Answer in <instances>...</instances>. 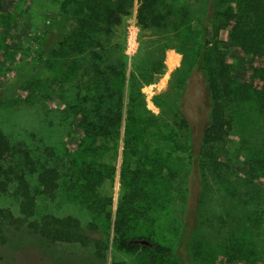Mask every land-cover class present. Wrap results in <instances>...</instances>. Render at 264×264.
I'll list each match as a JSON object with an SVG mask.
<instances>
[{
  "label": "trees",
  "instance_id": "obj_1",
  "mask_svg": "<svg viewBox=\"0 0 264 264\" xmlns=\"http://www.w3.org/2000/svg\"><path fill=\"white\" fill-rule=\"evenodd\" d=\"M207 1L204 12L197 18L192 16L188 7H182L177 16L179 22H176L171 33L167 28L173 20L169 19L170 10L164 0H140L137 11L140 31L166 33L156 40L146 36L145 46L138 54L136 64L142 68V72L149 73L147 76L138 73L143 82L150 84L163 73L164 53L172 38L186 42L189 41V31L196 32V40L189 53L182 52L184 63L175 75L181 89L178 97L175 100H166L161 95L154 97V102L160 107L168 106L174 110L172 118L168 120L146 108L140 82H131L124 97L120 88L124 80V72L120 68L123 64L117 68L115 63L105 59L107 39L113 25L120 22L118 10L123 8L122 4L112 7L105 0L58 1L57 14L51 27L54 32H65L70 27L62 36L64 41L58 42L57 48L48 50L45 43L38 46L24 76L15 77L7 85L18 86L43 59L59 51L62 46L74 52L67 68L75 81L71 90L64 92L63 101L73 112V127L77 130L74 149L83 159L79 168L65 176L59 166L45 159V155L52 156L51 146L44 147L43 154L22 142H14L0 128V195L10 196L18 208L17 213L8 207L0 208L1 244L10 243L11 231L22 230L51 245H93L95 254L103 256L104 241L94 238L86 230L93 232L100 229L102 220L111 215L112 198L99 193L105 175L98 159L107 150L109 142L118 140L122 121L124 190L117 203L113 224L116 249L127 254L149 251L180 264L179 249L185 242L186 250L188 247L193 259L198 258V252L192 249L198 244L195 232L202 223L200 209L208 176L215 179L216 193L227 194L231 198L229 202L218 200V206L222 209L225 207V211L217 209L216 214L208 218V223H214L217 228L218 225H228L229 221L236 225L248 223L254 228L264 226L263 124V134L257 143L241 151L243 172L238 174L234 170L237 174L235 183L229 182L228 174L231 172H227L221 160V150L247 104L264 121V0ZM9 2L0 0V27L9 20L1 13ZM220 27L226 29V43L242 50V54L235 58L239 66L245 64L246 55L259 57L261 64L254 65L253 59L249 58V68L239 77L240 68L232 67L225 51L217 44ZM178 43L183 46L181 42ZM85 76L96 83L91 95L81 94V79ZM193 76L201 78L209 101V119L197 143L192 136L191 124L182 111L187 81ZM31 84L29 81L20 86L28 91L26 97L30 102L33 101L34 88L38 87L36 83L33 87ZM52 85L55 84L49 82L46 88L51 89ZM61 86L63 79L58 82V87ZM48 93L41 97L48 98ZM161 127L167 128V131L163 132ZM179 138L183 140L182 149L186 152V172L181 177L176 168L169 167L170 164L161 157L157 147L159 140L168 141L173 143L171 148L175 151L180 147ZM130 158L134 159L135 167L128 162ZM164 168L169 172L165 173ZM178 177L180 187L174 182ZM197 178L199 189L195 194L194 180ZM179 192L181 219L172 227L177 242L171 246L163 240L159 241L164 235L157 234L154 227L158 222L157 217L165 211L164 207L169 208L165 212L172 214L173 200ZM194 194L195 202L189 208V198ZM57 195L63 198L55 209L40 213V202L50 200L54 203ZM63 202L74 205L78 210L77 215L57 214L63 209ZM82 216L91 219L83 224ZM168 227L171 226H165ZM168 232L171 233L170 230ZM142 239L149 244L141 243ZM239 251L240 248L232 250L234 254L227 257L229 262L236 259L235 253ZM112 264L121 263L114 261Z\"/></svg>",
  "mask_w": 264,
  "mask_h": 264
},
{
  "label": "rangeland",
  "instance_id": "obj_2",
  "mask_svg": "<svg viewBox=\"0 0 264 264\" xmlns=\"http://www.w3.org/2000/svg\"><path fill=\"white\" fill-rule=\"evenodd\" d=\"M59 0H10L9 6L5 7L1 13L8 17V22L0 27V128L5 131L14 142H22L31 149L38 152H44V147L51 146L52 156L47 157L46 161L52 165H57L60 172L68 176L73 170L79 168L83 157L74 149V139L77 136V130L73 127V112L70 111L63 101L64 92L71 90L74 75L68 71L74 52H69L68 48L63 46L56 53H52L43 59L41 64L35 70L29 72L25 79L16 87H10L7 83L15 77L24 76L25 70L29 69V63L35 54V49L45 43L46 50L57 48L58 42L64 41L63 34L59 30L54 32L51 27L52 20L57 14ZM112 7L121 5L123 8L119 12L120 22L114 24L110 36L107 39L105 59L115 63L118 68L122 63L124 72L122 94L124 97L128 94V86L131 82H140L141 92L144 94L146 108L155 115H161L168 120L172 118L174 110L168 106H159L154 102V97L161 95L166 100H175L181 89L176 83L175 75L183 66V51L189 53L190 47L196 40V32L188 30V40L183 41L179 38H172L168 48L164 53V71L158 75L156 80L150 84L143 82L138 73L145 76L149 73L142 72V68L136 65L138 54L144 48V41L151 36L152 40L159 39L166 35L159 31H147L142 33L137 23V11L140 0H105ZM170 10L169 19L173 20L167 30L174 28L178 12L182 7H188L192 16L199 17L208 4L207 0H164ZM187 28L186 26L182 25ZM182 27V28H183ZM46 30V31H45ZM53 30V31H52ZM148 35V36H147ZM147 36V38H146ZM217 44L222 48L227 57V61L232 67L240 68L239 77H242L245 70L249 68L248 59L252 58L254 65L261 64V59L257 56L246 55L245 64L240 65L235 59L237 55L242 54L239 47L233 48L226 43V29L220 27L217 31ZM178 42H181V46ZM123 76V75H122ZM3 78V79H2ZM63 79V86L58 87V82ZM2 80H5L2 82ZM58 82H57V81ZM81 94H93L96 86L91 77H82ZM31 81V86L36 83L38 87L34 88L33 101H29L26 95L27 90H22L26 82ZM49 82H53L52 88H46ZM185 93L183 94L182 111L191 124L192 136L195 143L199 141L201 132L209 119V101L206 96L204 85L199 76H193L188 79ZM4 83V84H3ZM47 90V91H46ZM49 92L48 98L41 95ZM68 92L66 93V95ZM41 100L39 103L38 101ZM244 114L238 118L236 126L228 136L224 149L221 150V160L224 161L228 174L229 182L235 183L236 173L243 172L241 167V151L247 149L263 134L264 121L259 113L249 104L243 109ZM170 122V121H169ZM263 124V126H262ZM163 132L167 128L161 127ZM124 122L118 140L109 142L107 147L98 159L102 164L101 169L104 172L105 180L99 189L102 196L112 198L110 206L111 215L108 219H103L101 228L91 232L86 230L96 239L101 238L104 241V253L102 257L95 254L93 245L80 246L78 244L59 243L55 245L48 244L27 231H11L9 244L0 243V264H112L117 261L121 264H175L171 259L161 257L149 251H140L133 254L116 249L113 242V224L116 219L117 203L123 193L122 164L124 154ZM185 135V132H183ZM180 147L173 151L172 142L159 140L158 149L161 157L165 158L170 164V168H176L179 176L186 172V152L183 148V140L178 139ZM167 154V155H166ZM132 167H135L133 158L128 159ZM165 173L169 170L164 168ZM175 179L177 187H180L179 179ZM66 178V177H65ZM181 181V180H180ZM197 193L199 189L198 178L194 180ZM194 185V186H195ZM216 182L212 176H208L205 197L201 205L200 215L202 223L195 232L197 247L192 249L198 252V258L192 257L189 248L184 244L179 249L180 264H264V226L254 228L251 224H233L229 221L226 226L216 227L214 223H208V218L216 214L217 209L225 211L218 206V200L230 201L227 194L216 193ZM195 194L189 198V208L195 202ZM62 196L57 195L56 200H44L39 204V212L46 213L54 210L58 202H61ZM62 204L63 209L57 214L77 215L78 210L74 205ZM169 204V203H168ZM169 206V205H167ZM181 195L173 200L172 214L165 211L157 217V225L154 230L157 234L164 235L163 239L167 244L176 245L175 232L172 228L181 219ZM10 208L17 213V204L10 196L0 195V208ZM168 208V209H167ZM167 209V210H166ZM220 215H222L220 213ZM83 224H86L91 217H81ZM191 220V219H189ZM170 225L171 227L165 228ZM171 231L168 232V230ZM231 234H234L231 235ZM240 248L235 253L236 259L229 262L227 257L234 253L233 249ZM192 252V251H191ZM226 261V262H225Z\"/></svg>",
  "mask_w": 264,
  "mask_h": 264
},
{
  "label": "water",
  "instance_id": "obj_3",
  "mask_svg": "<svg viewBox=\"0 0 264 264\" xmlns=\"http://www.w3.org/2000/svg\"><path fill=\"white\" fill-rule=\"evenodd\" d=\"M141 243H143V244H149L148 241L143 240V239L141 240Z\"/></svg>",
  "mask_w": 264,
  "mask_h": 264
}]
</instances>
